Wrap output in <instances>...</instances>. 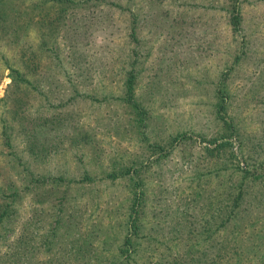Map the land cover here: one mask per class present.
I'll return each mask as SVG.
<instances>
[{
  "label": "rangeland",
  "instance_id": "374dc122",
  "mask_svg": "<svg viewBox=\"0 0 264 264\" xmlns=\"http://www.w3.org/2000/svg\"><path fill=\"white\" fill-rule=\"evenodd\" d=\"M14 2L0 264H264V0Z\"/></svg>",
  "mask_w": 264,
  "mask_h": 264
},
{
  "label": "trees",
  "instance_id": "16d2710c",
  "mask_svg": "<svg viewBox=\"0 0 264 264\" xmlns=\"http://www.w3.org/2000/svg\"><path fill=\"white\" fill-rule=\"evenodd\" d=\"M44 1V0H43ZM51 0H45L46 3H50ZM62 2L71 3L73 0H61ZM14 0H0V41H3V38L5 39L6 43L4 45H17L19 44V33L20 30H22L21 20L18 16H14V12L12 11L11 7H13ZM10 10V11H9ZM11 12V13H10ZM242 18L240 11L237 7L233 8L231 15H230V23L233 26V28L236 30L240 27L242 23ZM54 19L50 17L48 14H45L41 17L39 20V24H41L43 27L42 29L47 27L48 29H52ZM28 20H24V23H27ZM46 32H42L41 34H44ZM5 57H3L0 54V60H4ZM31 64L34 69L37 70V65L35 64L34 58L31 60ZM31 66V65H30ZM31 66V67H32ZM10 69V73L12 74V81L11 83H15L14 86H24V87H30L29 89L37 90L38 84L37 82H31L26 79L25 74L19 70V69ZM47 69V68H46ZM41 76H43L42 73H40ZM130 83V81H129ZM130 89V86H129ZM0 123H3L0 119ZM238 256H240V253H238Z\"/></svg>",
  "mask_w": 264,
  "mask_h": 264
}]
</instances>
